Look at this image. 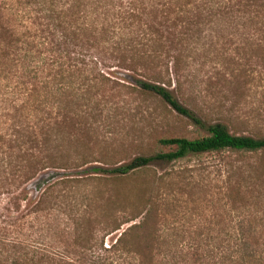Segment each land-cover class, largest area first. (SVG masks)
I'll return each mask as SVG.
<instances>
[{
  "label": "trees",
  "instance_id": "16d2710c",
  "mask_svg": "<svg viewBox=\"0 0 264 264\" xmlns=\"http://www.w3.org/2000/svg\"><path fill=\"white\" fill-rule=\"evenodd\" d=\"M250 1L0 0V193L11 194L13 204L25 200L13 192L52 168L72 172L52 187L90 202L88 215L78 217L57 205L63 231L43 243L22 237L16 207L10 224L0 220L18 226L0 233V264H264L258 209L236 222L214 216L186 232L167 220L178 215L179 200L166 193L165 175L150 167L192 153H234L250 169H238L221 205L237 210L264 197V162L248 161L264 151V136L205 125L172 89L194 90L191 52L215 22L222 30L258 29ZM114 68L126 77L105 71ZM150 97L207 133L130 138L123 132L125 105ZM85 165L94 175L71 171ZM255 184L262 191L254 195ZM99 186V196H89Z\"/></svg>",
  "mask_w": 264,
  "mask_h": 264
},
{
  "label": "rangeland",
  "instance_id": "374dc122",
  "mask_svg": "<svg viewBox=\"0 0 264 264\" xmlns=\"http://www.w3.org/2000/svg\"><path fill=\"white\" fill-rule=\"evenodd\" d=\"M250 2L252 5L249 7V15H256L258 29L251 26V30L240 28L237 32L235 28L222 30L215 22L209 32L202 33L199 43L196 44L198 49L191 52L194 61L189 68L195 78L194 90L185 89L182 94V91L172 89L178 99L193 110L205 125L221 122L230 132L261 137L264 136V0ZM105 71L112 72L116 77H126V72L122 69ZM197 72L199 74L196 78ZM198 89H201V92L196 91ZM184 94L192 97L184 98ZM125 106L128 114L123 121L126 125L123 132L129 133L130 138L141 135L137 141L145 139L147 135L149 140H154L163 135L194 137L207 133L205 126H200L188 117L178 114L159 97H150L145 101L135 99ZM258 156L250 155L248 161L253 162L256 159L264 162V151ZM230 165L233 167L230 168ZM241 166L250 169L249 164L239 161L234 153L213 151L192 153L181 159L158 161L150 165L156 173L165 175L166 193L175 194L179 200L178 204H174L178 215L168 216L167 220L171 224L179 226L186 232H196L199 225L206 227L208 220L214 216L217 219L226 221L232 219L236 222L243 218L248 219L250 212L258 209L255 217L258 218L260 231L262 230L259 241L264 256V197L257 201L252 198L253 202L255 201L253 205L237 210L230 209L229 204L221 205L226 200L224 192H227L236 181L237 174L240 176L238 169ZM90 167L91 165H85L79 168L78 172L71 171L81 173L83 176L94 175ZM69 172L52 168L41 170L22 188L13 192L17 197L26 196L25 200L18 199L15 204L7 201V199L16 201L10 197L11 194L0 193V220L10 224L9 214L17 216L20 213L22 237L37 239L40 243L59 239L63 231L60 217L61 219L65 217V214L58 213L59 207L61 210L64 209L61 207L62 203L66 205L65 213L75 217L88 215L86 210L90 203L87 196L81 197L77 194L75 200L72 194L66 195L63 185L52 187V183L59 175ZM245 179L248 180L246 174ZM262 181L264 184V180ZM96 188L95 195L89 196L94 198L99 196V189L102 187ZM249 188L253 190L254 195L261 190L259 184L250 185ZM91 190L87 193L90 194ZM48 194H51V197H47ZM56 195L58 198L54 197ZM46 204L50 209H43ZM95 205L98 206V202H95ZM16 207L19 208L18 213ZM27 213L29 215H26ZM8 224L0 221V233H5L7 227L9 230L15 227L18 231V226ZM126 226L125 224L121 229ZM114 237L115 233L107 236L105 243H110Z\"/></svg>",
  "mask_w": 264,
  "mask_h": 264
}]
</instances>
